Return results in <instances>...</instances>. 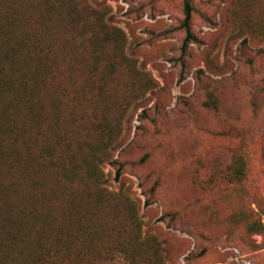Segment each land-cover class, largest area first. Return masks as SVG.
Returning a JSON list of instances; mask_svg holds the SVG:
<instances>
[{
  "label": "rangeland",
  "instance_id": "1",
  "mask_svg": "<svg viewBox=\"0 0 264 264\" xmlns=\"http://www.w3.org/2000/svg\"><path fill=\"white\" fill-rule=\"evenodd\" d=\"M86 2L121 37L105 186L134 200L158 264H264V0H191L186 46L184 0Z\"/></svg>",
  "mask_w": 264,
  "mask_h": 264
},
{
  "label": "trees",
  "instance_id": "2",
  "mask_svg": "<svg viewBox=\"0 0 264 264\" xmlns=\"http://www.w3.org/2000/svg\"><path fill=\"white\" fill-rule=\"evenodd\" d=\"M104 18L86 0H0V264H158L100 167L128 106L107 91L121 37Z\"/></svg>",
  "mask_w": 264,
  "mask_h": 264
}]
</instances>
